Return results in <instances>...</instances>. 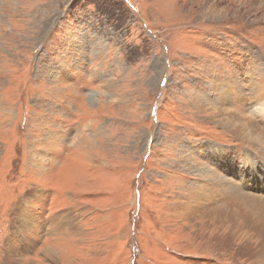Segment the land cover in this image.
Masks as SVG:
<instances>
[{
  "label": "rangeland",
  "instance_id": "obj_1",
  "mask_svg": "<svg viewBox=\"0 0 264 264\" xmlns=\"http://www.w3.org/2000/svg\"><path fill=\"white\" fill-rule=\"evenodd\" d=\"M263 103L264 0H0V264H264Z\"/></svg>",
  "mask_w": 264,
  "mask_h": 264
},
{
  "label": "bare ground",
  "instance_id": "obj_2",
  "mask_svg": "<svg viewBox=\"0 0 264 264\" xmlns=\"http://www.w3.org/2000/svg\"><path fill=\"white\" fill-rule=\"evenodd\" d=\"M45 23V22H44ZM219 88V87H218ZM215 90H217V92H218V94H222V97H219L218 98V100H216V104H217V106H221V105H219V104H223L224 102H227V101H230L232 98H230L231 96H232V90H231V88L228 86V87H225V88H221V90H220V88L219 89H215ZM253 95V94H252ZM258 95V94H257ZM255 96V95H254ZM257 97V96H256ZM223 106V105H222ZM257 108H255V110H256ZM222 110V111H221ZM264 110V103L263 104H261V107H259V109H258V111H263ZM227 112L230 116V119L232 120V121H238V122H240V126L242 127V125H244L245 127H246V129H249L250 128V131H252V133L251 134H253L254 133V131L256 130L255 128L257 127V126H255L254 125V123L253 122H251V120L250 119H248L249 117H247V118H243V117H238L239 115H238V113H235V112H232L231 110H227V109H225V108H222V107H220V109L218 108L217 109V113L218 112H220V113H222V112ZM229 111V112H228ZM246 115V114H245ZM247 116H249L248 114H247ZM227 127V126H226ZM248 127V128H247ZM229 128H231L232 129V131H237L239 128H238V126H235V124L233 125V124H231V126L229 127ZM244 129V128H243ZM240 133V132H239ZM257 136H259V134L257 135ZM263 137V136H262ZM261 137V141L262 142H264V140H263V138ZM251 138H252V136H251ZM253 139H254V137H253ZM259 141V140H258ZM261 142V143H262ZM264 150V149H263ZM238 200V199H237ZM235 202H236V200H234ZM233 202V201H232ZM243 202V201H242ZM259 203V202H258ZM245 206V205H244ZM254 211H257L256 213L258 214L257 216H258V219H257V221L258 222H262L263 224H264V205H261L260 206V208L259 209H257L256 208V210H250V212H254ZM254 214H255V212H254ZM253 215V214H252ZM251 215V216H252ZM256 215V214H255ZM246 220V219H245ZM261 220H263V221H261ZM247 221V220H246ZM250 222H251V220H250ZM245 223V222H244ZM248 224V223H247ZM251 224V223H250ZM259 224V223H258ZM252 225V224H251ZM255 226V225H254ZM253 227V226H252ZM255 228V227H254ZM258 230H262V229H258ZM264 232V231H263ZM263 234V233H262ZM260 241H262V240H260ZM10 264V263H9ZM15 264V263H14Z\"/></svg>",
  "mask_w": 264,
  "mask_h": 264
}]
</instances>
